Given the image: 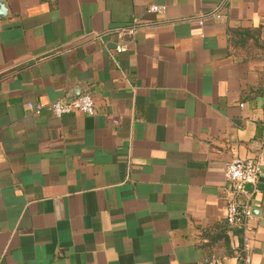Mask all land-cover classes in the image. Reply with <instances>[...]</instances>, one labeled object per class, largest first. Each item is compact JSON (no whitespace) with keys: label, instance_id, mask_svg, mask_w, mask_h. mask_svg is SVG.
I'll list each match as a JSON object with an SVG mask.
<instances>
[{"label":"crops","instance_id":"0c3cea01","mask_svg":"<svg viewBox=\"0 0 264 264\" xmlns=\"http://www.w3.org/2000/svg\"><path fill=\"white\" fill-rule=\"evenodd\" d=\"M263 151L264 0H0V264H241L224 170ZM250 206L264 264V168Z\"/></svg>","mask_w":264,"mask_h":264},{"label":"built area","instance_id":"2783aa9c","mask_svg":"<svg viewBox=\"0 0 264 264\" xmlns=\"http://www.w3.org/2000/svg\"><path fill=\"white\" fill-rule=\"evenodd\" d=\"M149 11L161 14L164 12V8L152 6ZM137 29V25L131 24L92 35L89 40L104 39L113 35L115 40H107V42L112 52L118 55L128 50V46L132 43ZM26 108L38 113L40 107L27 104ZM49 110L56 118L70 113L93 116L97 112L93 99L87 93H82L72 100L61 99L53 102L49 105ZM263 168L264 151L260 152L255 158H234L226 165L224 170L226 182V187L223 191L225 195L224 221L229 227L239 229L241 232L242 243L239 250L241 264H250V233L253 230L255 221L250 202L255 192L256 181ZM247 187L250 188L249 191H246ZM199 264H224V261L219 258H211Z\"/></svg>","mask_w":264,"mask_h":264}]
</instances>
